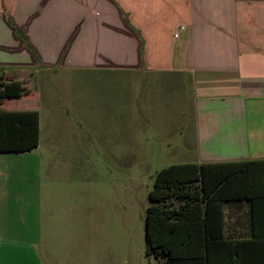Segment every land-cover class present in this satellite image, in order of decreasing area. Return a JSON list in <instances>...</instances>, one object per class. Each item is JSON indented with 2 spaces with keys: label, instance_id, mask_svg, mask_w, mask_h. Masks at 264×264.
I'll list each match as a JSON object with an SVG mask.
<instances>
[{
  "label": "crops",
  "instance_id": "obj_1",
  "mask_svg": "<svg viewBox=\"0 0 264 264\" xmlns=\"http://www.w3.org/2000/svg\"><path fill=\"white\" fill-rule=\"evenodd\" d=\"M44 70L188 91L176 164L242 169L220 191L239 253L219 264H264V0H0V111H37L40 128L36 148L0 152V264H94L99 219L72 215L67 186L44 182Z\"/></svg>",
  "mask_w": 264,
  "mask_h": 264
},
{
  "label": "rangeland",
  "instance_id": "obj_2",
  "mask_svg": "<svg viewBox=\"0 0 264 264\" xmlns=\"http://www.w3.org/2000/svg\"><path fill=\"white\" fill-rule=\"evenodd\" d=\"M36 86L44 182L67 186L72 215L99 219L94 264H158L147 254L149 193L157 172L182 160L190 93L127 71L44 70Z\"/></svg>",
  "mask_w": 264,
  "mask_h": 264
},
{
  "label": "trees",
  "instance_id": "obj_3",
  "mask_svg": "<svg viewBox=\"0 0 264 264\" xmlns=\"http://www.w3.org/2000/svg\"><path fill=\"white\" fill-rule=\"evenodd\" d=\"M39 136L37 111H0V152L30 151ZM241 171L196 163L161 168L145 215L147 254L158 264H219V252L239 253V244L223 236L220 191Z\"/></svg>",
  "mask_w": 264,
  "mask_h": 264
},
{
  "label": "built area",
  "instance_id": "obj_4",
  "mask_svg": "<svg viewBox=\"0 0 264 264\" xmlns=\"http://www.w3.org/2000/svg\"><path fill=\"white\" fill-rule=\"evenodd\" d=\"M179 34L178 33H176V35L175 36H178Z\"/></svg>",
  "mask_w": 264,
  "mask_h": 264
}]
</instances>
